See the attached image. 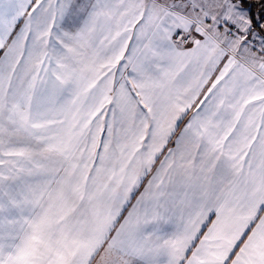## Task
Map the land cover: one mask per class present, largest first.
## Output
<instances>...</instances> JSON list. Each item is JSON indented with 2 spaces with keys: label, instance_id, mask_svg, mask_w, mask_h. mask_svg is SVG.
Segmentation results:
<instances>
[{
  "label": "snow or ice",
  "instance_id": "obj_1",
  "mask_svg": "<svg viewBox=\"0 0 264 264\" xmlns=\"http://www.w3.org/2000/svg\"><path fill=\"white\" fill-rule=\"evenodd\" d=\"M0 264H264V0H0Z\"/></svg>",
  "mask_w": 264,
  "mask_h": 264
}]
</instances>
